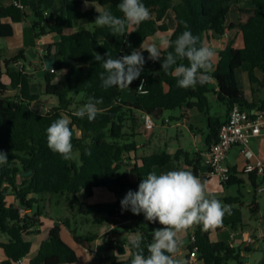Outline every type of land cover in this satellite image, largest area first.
Here are the masks:
<instances>
[{
  "label": "trees",
  "instance_id": "16d2710c",
  "mask_svg": "<svg viewBox=\"0 0 264 264\" xmlns=\"http://www.w3.org/2000/svg\"><path fill=\"white\" fill-rule=\"evenodd\" d=\"M239 1L241 0H142L150 12V18L138 24L137 29L132 32H128L125 27L123 35H113L108 27H99L94 21L103 11L122 17L123 14L117 7L121 0H65L63 8L51 22L45 16L43 0H35L33 13L37 20L32 25L35 37L40 38L47 33L59 34L61 39L55 45L56 52L61 60H68L71 65L59 83L51 81L53 73L45 75L44 94L56 98L58 102L56 107L45 114L33 107L39 96L31 94L27 74L17 70L8 72L10 87L20 88V93L15 96H7L8 87L0 81V151L8 155V162L0 165V234L8 237V242L0 243L7 256L0 264H19L32 251V243L26 240L25 233L35 225V218L20 214V209H33L37 204L32 196L70 194L73 201L79 202V193L92 198L98 189L115 195H122L129 190L135 192L148 173L178 160L181 151L175 155L163 151L141 157L131 169L122 172L125 158L137 149L134 141L140 126L137 113L150 114L154 119H159L167 110L197 109L204 115H209L212 92L218 102L226 107L228 114L235 105L250 113L255 109L254 105L248 103L238 84L237 70L245 64L249 65L253 82L255 69H260L264 74V0H247L250 7L237 5L236 27L242 34L244 46L234 48L229 45L219 53L218 64L208 73L216 87H212L210 81L188 89L178 87L176 78L161 69L162 59L148 60V53L145 51L143 55L146 62L141 76L129 88L105 89L100 79L104 72L102 62L95 61L93 57L96 53L102 56L108 53L112 58H119L130 54L133 49H139L140 44L149 38L167 35L169 41H175L185 30H190L199 37L197 47L204 46L205 35L210 32L216 36L225 33L231 3ZM84 3L91 5L90 9L84 10ZM25 16V11L13 4L0 7V20L9 17L12 21L19 22ZM80 20L94 24L93 28L80 27L70 34L64 33L67 29L73 30ZM12 35V26L0 21V38ZM173 51V48H167L161 56ZM18 58L19 56L5 61V65L10 66ZM178 63L187 65L188 61L184 59ZM142 82L143 89L140 91ZM125 92L133 96V101L123 99ZM78 97L80 99L77 101ZM93 98L103 100V103L97 105L102 112L93 121L73 115L77 111L75 108L79 110ZM262 106L260 110L264 111V102ZM61 115L71 118L70 127L74 129L73 155L79 153V162L73 157L64 160L47 146L46 130ZM220 126L219 120L214 119L211 133L206 138L207 147L218 140ZM76 132H82V137H77ZM89 138L92 141L90 146L84 143ZM89 148L91 155L86 154V149ZM201 161L199 153L195 154L192 161H187L193 167L194 174L198 173ZM21 175L25 178L19 182ZM249 180L257 187L255 174H250ZM243 183L242 179L233 176L228 183L222 185ZM11 192L18 200L19 207L8 202ZM242 197L239 193L236 197L215 198L231 206V215L226 214L222 224L214 226L216 230L243 225L242 211L236 207L242 203ZM112 208L114 207L111 205L101 203L87 206V212L113 215ZM251 211L257 212L254 207H251ZM36 214L40 215L41 211ZM122 219L140 221L144 219V215H134L127 211ZM153 226L154 223L148 221L147 227H141L140 249H130L129 258H119L116 244L109 241L107 248L99 255V260L110 264H130L135 252L142 251L147 255L148 245L152 242ZM191 227L195 228V245L189 247L190 252L196 248L197 259L203 264H245L239 247L225 241H211L210 226L205 228L202 224H195ZM77 263L78 255L62 239L59 224L51 228L49 238L41 244L38 255L31 260V264ZM260 264H264V261Z\"/></svg>",
  "mask_w": 264,
  "mask_h": 264
},
{
  "label": "crops",
  "instance_id": "0c3cea01",
  "mask_svg": "<svg viewBox=\"0 0 264 264\" xmlns=\"http://www.w3.org/2000/svg\"><path fill=\"white\" fill-rule=\"evenodd\" d=\"M65 0H43V5L46 8L45 16H47L49 22L53 21V19L59 14L61 8L64 6ZM11 4V0H0V7H5ZM24 11L26 16L19 22L12 21L9 17H4L0 21L4 24H10L13 28V35L10 37H2L0 38V81L8 87L6 91L7 96H15L20 93V88L13 89L10 87L11 79L8 75L9 71H20V67H23L25 74H27L30 78V92L33 95H38L39 99L33 103L36 105V108L42 114L48 113L47 110L51 111L54 107L57 106L58 102L57 99L51 96H46L44 94L45 84L41 87L40 91L35 92L33 90V78L38 73H43V78L45 79V75L51 73L52 69H46V66L39 68L40 64H43L44 61L53 62L56 65V70H66L68 66L71 65V62L66 60L63 61L58 56L56 52L55 45L61 39V36L57 33H47L45 36H41L40 38L35 37V32L32 28L33 22L37 20L34 16L33 9L35 6V0H29L23 2ZM237 5L243 7H250V4L247 0H241L239 2L231 3L230 13L227 17L226 26L227 29L223 35L216 36L213 33H209L204 37V47L212 48L216 51L217 55L213 61V70L215 69L216 65L219 62V53L224 50L227 46L232 45L234 48H242L244 46L243 37L240 30L236 27L238 24V13H237ZM91 5L88 3L83 4L84 10L90 9ZM87 22V21H86ZM80 22L76 23V27L72 29H67L64 31L65 34H70L72 31L80 28L77 25ZM78 27V28H77ZM84 27V26H83ZM138 25L133 28L131 31L136 30ZM91 28V25L90 27ZM16 35L18 36L15 39ZM11 39V40H10ZM151 39L149 43H156L158 46L162 40H169V36H156ZM147 39V40H149ZM42 42L45 47L51 46L48 52H44L40 49L39 43ZM165 49H162V52ZM48 53V54H47ZM18 61L11 64L10 66L5 65V61L11 60L13 58L18 57ZM38 67V68H37ZM58 68V69H57ZM250 66L243 65L239 70H237V81L242 89L246 100L249 104L254 105V108L251 113L261 111L260 108L263 107L264 102V74L260 69L254 70V78L255 81H251L250 78ZM212 70V71H213ZM66 71L62 72L63 76L55 77L54 75L51 76V81L53 83H59L64 79ZM210 71V72H212ZM241 73V78H240ZM40 81V80H39ZM212 87H216L215 82L213 80L210 81ZM37 85L41 83H37ZM211 97V107L212 102L217 101L216 96L212 92L210 94ZM123 99L125 101H133V96H131L128 92L123 93ZM49 106L45 105V103ZM45 106V107H44ZM45 108V109H44ZM44 109V110H43ZM211 111V110H210ZM227 109L224 113H216L215 116L211 115H204L203 113L199 112L197 109H190L186 110L183 109L182 121L185 127H188L189 131L191 132L194 138V145L195 150L189 151L185 149L183 146H180L178 151L182 153L179 154L178 160L175 162H171L165 167L162 168H155L154 172L157 174L164 173L167 171H175V170H190L193 172V167L188 164L187 161H192L195 157L196 153L201 155L208 147L206 145V138L211 133V126L214 123V119L219 120L220 124L224 123L228 118ZM137 117L139 119V127L137 129V136L135 138L136 141V151L133 153V165L136 162H139L141 157L150 156L155 153L159 152H167L169 154L175 155L176 153H170L167 150L163 149H156L157 152L145 154L142 152L140 145H144L145 142L148 144H154V142H150L151 136L153 134L149 133L147 138L145 136L140 135L138 130L143 125V114L137 113ZM172 120V119H171ZM192 121L196 125L200 121H204L201 125V128L195 126L194 124H189ZM142 123V124H141ZM144 128V126H143ZM152 138V139H153ZM157 139V138H155ZM159 139H157L158 141ZM166 148H168V144L165 141ZM250 150L253 152L254 157L250 160L251 163H256L258 160L264 163V136L255 138L251 141L249 145ZM165 149V148H164ZM143 153V154H142ZM129 154V155H131ZM247 158L244 156L243 148L241 146H234L230 149L227 164L230 168L235 172V176L238 179L243 180L242 185H246V182L249 181L251 187L249 189L250 192L253 193V199L251 206L249 207L250 212L252 213L251 219L257 221V227H251V222L247 221L243 212V225H238L236 227H224L220 230H216L214 226H210L209 229V236L211 241L219 242L225 241L231 243L234 247H239L240 252L245 264H260L264 261V215L261 213L260 208V201H261V194L264 192H259L258 188H264V175L255 174L257 177V187H254L249 180V174L244 173V168L247 165ZM202 163V162H201ZM132 165V166H133ZM204 167L202 164L199 165L198 173L196 175L202 183H204L206 192L209 191L210 197H212V191L216 188L219 192L225 193L226 187L220 184V182L215 178H207L203 176ZM246 177V178H245ZM238 185V184H237ZM240 186V185H238ZM217 196V198L221 197H236L231 195H223ZM239 193H241L239 191ZM239 195V194H238ZM237 195V196H238ZM37 200V204L34 205L33 209L26 210L25 215L35 218L34 221L36 222L35 225L31 227V229L25 233V238L27 241L32 243V251L31 253L24 258L21 263L19 264H31V260H33L39 252L41 244L49 238V233L51 228L55 224H59L61 226V236L62 239L71 247L73 248L77 255H78V263L77 264H110L107 262H101L99 260V255L107 248L108 240L105 238L106 234L111 236V240L116 244V254L121 259H127L130 257V250H124L123 244L128 241V238L131 234L136 233L139 234L141 227H147V220L142 219L141 221H127V228L120 227L121 224H113L112 221L115 216L122 212L121 204L119 198L115 196V194L109 193L103 189H98L95 191L92 198H86L83 193L78 194V200L82 204L85 205V210L87 216H83V223L86 227L85 232L82 235L77 233V230L72 229V223L70 222L69 217H65L66 220H53L50 217L49 212L45 211V209L41 207L39 202H46V199H42L38 196H32ZM98 197V198H97ZM105 203L108 205L113 206L112 216H106L107 214H89L87 212V206ZM12 204V203H11ZM15 207H19V202L16 201L13 203ZM242 205H236L239 207ZM251 207H254V210L257 211L256 213L251 211ZM43 211H41L42 209ZM241 209V208H240ZM41 211L40 215L36 213ZM72 210V209H71ZM242 211V210H241ZM127 211H124L125 213ZM116 214V215H115ZM74 223L76 226L83 227L80 222H78L77 218H75V214L72 212ZM66 222V223H65ZM158 222L154 223L152 229L160 228ZM91 227H93L91 229ZM112 234L110 233L113 231ZM230 230V234L228 239L225 240L221 234L225 231ZM195 228L190 227L185 231L182 235V245L178 255H185L187 264H203L196 258H190V246H193V237H194ZM80 238L77 240L76 238ZM89 239V241H87ZM8 242V237L6 235L0 234V243ZM7 259L5 251L0 247V261H4Z\"/></svg>",
  "mask_w": 264,
  "mask_h": 264
},
{
  "label": "clouds",
  "instance_id": "9594fccd",
  "mask_svg": "<svg viewBox=\"0 0 264 264\" xmlns=\"http://www.w3.org/2000/svg\"><path fill=\"white\" fill-rule=\"evenodd\" d=\"M122 17L113 15L110 11H103L96 17L94 23L99 27H108L113 35H123L126 25H138L150 18L148 8L142 0H121L117 5ZM199 37L190 30L183 31L175 41L162 40L159 46L156 43L140 44L139 49H133L130 54L112 58L108 53H96L94 60L102 62L104 72L100 79L105 89L116 87L121 90L129 86L141 76L145 57L148 60L162 59L161 69L169 72L177 80V86L183 89L193 88L197 84H205L213 70V61L216 51L209 47H197ZM173 48L166 56H161L162 49ZM186 59L188 64L178 63ZM55 72V69H53ZM66 70H61L64 72ZM143 83V82H142ZM141 83V84H142ZM102 99H90L73 115L79 119L87 117L93 121L102 109L97 105ZM71 118L61 115L53 121L46 130L47 146L53 153H58L64 160L73 157L72 139L74 129L70 127ZM82 137V132H76ZM91 145V138L84 140ZM86 154L91 155L90 148ZM8 162L7 153L0 151V165ZM121 210L131 211L134 215L143 213L145 220L159 223L161 228L153 230L152 242L148 245L147 255L142 251L135 252L130 264H183L177 259L182 245V235L195 224L220 226L226 214L231 215V206L220 200L209 198L202 181L190 170H175L157 174L150 172L143 178L135 192L129 190L120 201ZM141 237L133 233L123 244L124 250L140 249Z\"/></svg>",
  "mask_w": 264,
  "mask_h": 264
},
{
  "label": "rangeland",
  "instance_id": "374dc122",
  "mask_svg": "<svg viewBox=\"0 0 264 264\" xmlns=\"http://www.w3.org/2000/svg\"><path fill=\"white\" fill-rule=\"evenodd\" d=\"M78 22H80L77 25L78 27H83V26L84 27H90V25H91V28H93V25H94V24H89L85 20H80ZM75 27H76V25H75ZM135 27H136V25L131 26V27L126 25V30L129 32ZM17 38H18V36L16 35L15 39H17ZM149 42H151V39L145 41V43H149ZM39 46L43 47V43L40 42ZM48 50H49V48H47V47L44 48V52H48ZM44 65L46 66V69H52L50 72L53 73V75L55 77L63 76V73L61 72V70H56L57 66L54 65L51 60H50V62L44 61L43 64L39 65V68L41 69L42 67H44ZM53 69H55V72L53 71ZM239 76L241 78V73ZM36 82L41 83V84L37 85ZM44 84H45V79L43 78V73L36 74V76L33 78V86H32L33 90L35 92L40 91L41 87ZM79 99H80V97L76 98L77 101ZM45 105L49 106L46 103H45ZM35 106L36 105H34V107ZM75 109L78 110L77 108H75ZM225 111H226V107L222 103H219L217 101L212 102V107H211V111H210L211 115L215 116L216 113L220 114V113H224ZM182 115H183V109L167 110V111H164L161 118L155 119L156 126L154 127L153 130L148 132L143 128V125H142L140 127V129L138 130V133L140 135L145 136V139H146L147 135H149V133H151V134H153V136L155 138L159 139L157 141V139H155L151 136L150 142H154L155 145L148 144L147 142H145L144 145H140L141 149L143 150L142 152H144L145 154L153 153V152H157L156 149L158 148V149L167 150L170 153H176L180 146H183L185 149H187L189 151H194L195 150V145H194V141H193L194 138H193L191 132L189 131L188 127H185V125H183ZM203 123H204V121H200L196 125L192 121L189 122V124H194L195 126H197L199 128H201V125ZM130 139H132V138H130ZM165 141L168 144V148H166V145L164 143ZM133 158H134L133 154L127 155L124 162L122 163V172L132 168ZM73 159L75 161L79 162V153L78 152L73 155ZM24 178H25V176L21 175L19 177V182L24 180ZM250 187H251V185H250L249 181H247L246 185L238 186L237 184H235V185L226 187L225 193L219 192L218 189L215 188L212 191L213 192L212 197H210L209 191L206 192V194L209 196V198H217V196H221L220 193H222L223 195L237 196L239 194V191H240L241 194L243 195V197L241 199L242 205L240 206V208H241L245 218L247 219V221L251 222V227H257V221H254L253 219H251L252 213L249 210V207L251 206L252 202L254 201L253 193L249 191ZM126 193H123L122 195H115V196H117L119 198V200H122L124 198V196L126 195ZM38 196L41 198V200L46 199V202H44V203L39 202L41 207L45 209L43 211V209L41 208L42 209L41 211L49 212L50 217H52L53 220H57L58 222H59V220H63V221L66 220L65 217L68 216L70 219V222L72 223V229L73 230H76L78 228L77 233L79 235H82L85 232L84 229H86V227H84L85 225H82L83 219H84L83 216H87L84 204H82L81 202L73 201V196L70 194H64V195L41 194ZM260 197H261V201H260L261 213L264 215V193H262ZM15 201H16V197L11 192L9 197H8V202L13 204ZM72 212L75 214V218L78 219L77 221L80 222V224L83 227L76 226V224L74 223ZM123 212H120L117 215L115 214L116 216L113 219L112 223L113 224L114 223L115 224H121L120 227L127 228L128 227L127 224H129V223H126L127 221H124L122 219V216H124V214H125ZM106 216H112V215H106ZM146 223L148 225V222H146ZM92 228L93 227H91V229ZM112 232H114V230L111 231L110 233L112 234ZM229 234H230V230H227L223 234H221V236L225 240H227ZM176 258L181 260L183 262V264H187L185 255H177Z\"/></svg>",
  "mask_w": 264,
  "mask_h": 264
},
{
  "label": "built area",
  "instance_id": "2783aa9c",
  "mask_svg": "<svg viewBox=\"0 0 264 264\" xmlns=\"http://www.w3.org/2000/svg\"><path fill=\"white\" fill-rule=\"evenodd\" d=\"M16 8L24 9L21 0H11ZM40 47V46H39ZM46 48L44 45L40 47L42 51ZM24 72L23 67L19 68ZM210 78L208 81H211ZM144 82L140 85L139 90L142 91ZM47 112H50L47 110ZM143 126L146 131H151L156 126L155 119L150 114L143 115ZM264 136V111L250 113L243 110L238 105H235L229 112L227 120L221 124L218 133V140L208 147L202 156V166L204 167L203 176L207 178H215L220 184L228 183L235 172L227 164L229 151L234 146H241L243 148L244 156L248 162L244 168L245 174H259L264 175V163L258 160L256 163H251L250 160L254 157L249 145L255 138ZM259 192H264V188H258ZM26 213L25 209H20L21 216ZM105 238L110 241L111 236L105 235ZM194 241V237H193ZM197 249L195 248L190 253V258L197 257Z\"/></svg>",
  "mask_w": 264,
  "mask_h": 264
},
{
  "label": "water",
  "instance_id": "95a60500",
  "mask_svg": "<svg viewBox=\"0 0 264 264\" xmlns=\"http://www.w3.org/2000/svg\"><path fill=\"white\" fill-rule=\"evenodd\" d=\"M195 244H193V246H194Z\"/></svg>",
  "mask_w": 264,
  "mask_h": 264
}]
</instances>
